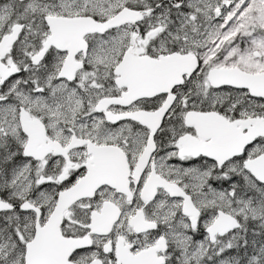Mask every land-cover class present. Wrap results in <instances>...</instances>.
Masks as SVG:
<instances>
[{"label": "snow or ice", "instance_id": "obj_1", "mask_svg": "<svg viewBox=\"0 0 264 264\" xmlns=\"http://www.w3.org/2000/svg\"><path fill=\"white\" fill-rule=\"evenodd\" d=\"M0 264H264V0H0Z\"/></svg>", "mask_w": 264, "mask_h": 264}]
</instances>
